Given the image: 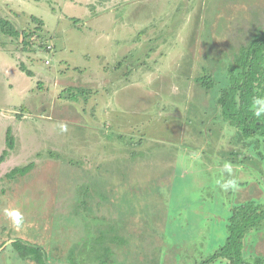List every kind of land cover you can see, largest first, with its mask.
Wrapping results in <instances>:
<instances>
[{"label":"rangeland","instance_id":"1","mask_svg":"<svg viewBox=\"0 0 264 264\" xmlns=\"http://www.w3.org/2000/svg\"><path fill=\"white\" fill-rule=\"evenodd\" d=\"M256 18L264 0H0L21 33L0 30V156L8 131L15 141L0 164V264H35L17 240L58 264H201L224 247L233 208L264 203V162L198 78L213 45ZM245 247L264 255V230Z\"/></svg>","mask_w":264,"mask_h":264},{"label":"trees","instance_id":"2","mask_svg":"<svg viewBox=\"0 0 264 264\" xmlns=\"http://www.w3.org/2000/svg\"><path fill=\"white\" fill-rule=\"evenodd\" d=\"M0 30L5 35L20 39L21 33L8 20L0 19ZM236 30L233 34H248L241 39L236 37V40H233L234 35H230L233 37H228L225 47L220 50L213 45L217 55L211 64V70L205 68V74L198 81L206 93L215 94L219 116L236 131L244 145L254 147L255 155L264 162L263 152L258 149L261 142H264V115L256 118L252 111L253 99L264 98V20L256 18L253 25L248 23L247 27L241 26ZM21 70L32 76L25 67L21 66ZM261 107H264V101L256 105L257 109ZM6 143L7 150L0 156V164L14 149L15 141L10 131L6 134ZM231 156L239 158L240 155L232 152ZM33 168L34 164L17 167L6 176L25 177ZM83 212L86 214L88 210L84 209ZM263 230L264 203L258 202L256 198L242 202L232 210L225 246L201 264H212L218 260L228 264H264L263 254L245 256V242L249 236ZM13 247L24 260H31L35 264H48L50 258L45 250L30 246L22 240L15 241ZM111 250H108L109 256H113ZM99 256L98 259L102 261Z\"/></svg>","mask_w":264,"mask_h":264},{"label":"clouds","instance_id":"3","mask_svg":"<svg viewBox=\"0 0 264 264\" xmlns=\"http://www.w3.org/2000/svg\"><path fill=\"white\" fill-rule=\"evenodd\" d=\"M264 101V98L262 97H257L253 99L252 103V111L253 115L256 118H260L262 115H264V107H261L259 109L256 108V105L258 103H261ZM62 130H66L63 129ZM224 170L231 173L232 165L230 163H225L224 164ZM237 186V182L235 179H229L225 183H221L220 187L222 190L227 191L229 188H235ZM5 216H7L11 221L14 227H20L23 223L24 217L23 214L19 211V209H5Z\"/></svg>","mask_w":264,"mask_h":264},{"label":"crops","instance_id":"4","mask_svg":"<svg viewBox=\"0 0 264 264\" xmlns=\"http://www.w3.org/2000/svg\"><path fill=\"white\" fill-rule=\"evenodd\" d=\"M50 258V257H49ZM22 259V258H21ZM24 260V259H23ZM28 260V259H27ZM29 261H31V260H29ZM33 262V261H32ZM48 264H58V263H56L55 261H52L51 259H49L48 260Z\"/></svg>","mask_w":264,"mask_h":264}]
</instances>
